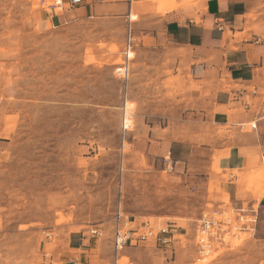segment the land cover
<instances>
[{
    "label": "rangeland",
    "instance_id": "rangeland-1",
    "mask_svg": "<svg viewBox=\"0 0 264 264\" xmlns=\"http://www.w3.org/2000/svg\"><path fill=\"white\" fill-rule=\"evenodd\" d=\"M245 2L264 44V0ZM151 6L132 0L129 21L118 8L80 18L61 0H0V264H61L70 235L91 229L103 233L100 264H264V92L257 121L210 125L215 88L162 37ZM239 132L259 141L240 170L182 174L146 147L150 135L221 147ZM118 209L131 226H168L171 250L116 253ZM202 216L236 227L206 257L194 241Z\"/></svg>",
    "mask_w": 264,
    "mask_h": 264
},
{
    "label": "crops",
    "instance_id": "crops-1",
    "mask_svg": "<svg viewBox=\"0 0 264 264\" xmlns=\"http://www.w3.org/2000/svg\"><path fill=\"white\" fill-rule=\"evenodd\" d=\"M61 5L71 7L72 15L80 18L108 13L115 8L122 14L128 12L129 21L134 17L132 0H61ZM248 11L245 0H198L194 3L175 0L170 11L154 14L162 37L172 46L193 54L192 72L199 82L215 88L209 113L210 125L216 128L234 129L258 120L253 107L264 92V44L259 28L246 19ZM255 137L254 133L239 132L232 138L234 143L228 145L223 141L221 147L213 143L210 148L191 141L150 135L146 147L152 158L167 160L175 172L205 171L208 174L214 163L222 170L242 169L247 155L258 147ZM261 198L264 202V194ZM91 239L72 233L60 252V263L100 264L103 257L99 239ZM169 247L163 250L168 252ZM134 249L129 246L121 251L128 257Z\"/></svg>",
    "mask_w": 264,
    "mask_h": 264
},
{
    "label": "built area",
    "instance_id": "built-area-1",
    "mask_svg": "<svg viewBox=\"0 0 264 264\" xmlns=\"http://www.w3.org/2000/svg\"><path fill=\"white\" fill-rule=\"evenodd\" d=\"M247 107V105H245ZM243 127V126H241ZM256 126L252 125L251 129ZM222 228H231V223L227 217L222 220H216L212 216H202L194 229V241L197 248V253L200 257H206L211 253L212 247L216 242H222L220 233ZM90 238L100 239L103 233L99 229H91L88 231ZM174 239L172 230L168 226L155 228L144 224L143 226H131V222L118 209L112 218V237L111 243L115 252L121 249L132 246L137 247L141 244H146L152 241L155 245L166 248L171 245ZM74 264H80L75 262Z\"/></svg>",
    "mask_w": 264,
    "mask_h": 264
},
{
    "label": "bare ground",
    "instance_id": "bare-ground-1",
    "mask_svg": "<svg viewBox=\"0 0 264 264\" xmlns=\"http://www.w3.org/2000/svg\"><path fill=\"white\" fill-rule=\"evenodd\" d=\"M147 1V0H146ZM172 1L173 0H148V2L150 3V4H153V5H155V4H157V6L156 7H154V6H151L150 8H149V10L148 11H151L152 9H153V11H155L157 14H160V15H162V14H164V13H166V12H168V11H170V9H171V7H170V4L172 3ZM147 11V12H148ZM113 53V52H112ZM86 59V58H85ZM119 59V58H118ZM123 62V61H122ZM58 215V214H57ZM60 217L62 216L61 214L59 215ZM58 216V217H59ZM59 217V218H60ZM63 218V217H62ZM62 218L61 219H59L58 220V224L60 223V222H62V221H64V220H62ZM61 224V223H60Z\"/></svg>",
    "mask_w": 264,
    "mask_h": 264
},
{
    "label": "trees",
    "instance_id": "trees-1",
    "mask_svg": "<svg viewBox=\"0 0 264 264\" xmlns=\"http://www.w3.org/2000/svg\"><path fill=\"white\" fill-rule=\"evenodd\" d=\"M261 203H264V202H261Z\"/></svg>",
    "mask_w": 264,
    "mask_h": 264
}]
</instances>
